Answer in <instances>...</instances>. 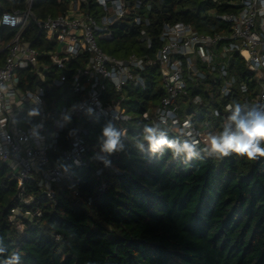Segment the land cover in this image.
Wrapping results in <instances>:
<instances>
[{
  "label": "trees",
  "instance_id": "1",
  "mask_svg": "<svg viewBox=\"0 0 264 264\" xmlns=\"http://www.w3.org/2000/svg\"><path fill=\"white\" fill-rule=\"evenodd\" d=\"M237 1L154 0L150 9L144 1L135 10V0H130L126 17L112 26L113 38L101 39L100 45L117 57L131 53L154 57L165 23L184 22L203 33H226L231 26L215 15L237 11ZM24 2L2 0L0 14ZM88 8L98 12L93 4ZM65 9L58 0H34L33 10L41 18ZM135 15L142 17L141 25L134 22ZM142 29L152 47L143 40ZM14 33L0 27L2 43ZM24 37L38 49H55L56 43L45 42L34 24ZM41 60L48 63L45 56ZM83 61H71L70 73ZM49 68L42 85L52 119L59 118L64 107L69 110L58 150L51 154L64 178L53 185L51 198L35 181L20 186L15 164L0 158V264H264V156L248 159L212 150V139L227 132L223 116L227 101L218 94L210 97L206 81L190 83L189 94L180 99L196 123H209L196 145L169 131L159 132L143 117L165 94L158 66L143 72L145 87H126L124 105L131 118L118 122L73 113L77 96L70 81L63 87L52 85L60 70ZM231 72L255 87L253 73L238 54L231 58ZM20 76L23 90L40 83L31 68L20 71ZM211 89L217 91L215 85ZM196 94L202 103L193 102ZM108 96H114L111 87ZM80 126L87 131L86 166L61 156ZM106 129L117 137L111 151L105 148ZM149 136L168 143L153 150ZM259 147L264 150V140ZM100 167L102 175L97 174ZM30 197L32 202L24 203Z\"/></svg>",
  "mask_w": 264,
  "mask_h": 264
},
{
  "label": "built area",
  "instance_id": "2",
  "mask_svg": "<svg viewBox=\"0 0 264 264\" xmlns=\"http://www.w3.org/2000/svg\"><path fill=\"white\" fill-rule=\"evenodd\" d=\"M151 8L154 0H135L134 9L143 2ZM66 6L65 12L48 14L41 18L33 10L34 0H25L23 6L5 10L0 14V27L15 30L12 38L3 44L0 38V158L16 166L20 186L25 181H35L48 197H53V185L64 178V171L51 154L58 150L67 107L57 119L47 108L46 71L50 66L60 70L52 85L63 87L70 81V89L77 96L73 113L99 115L112 122L128 121L130 113L124 105L126 87H145L143 72L149 66H158L165 94L152 110L143 117L159 132L169 131L182 140L199 145L205 136L208 122L198 124L193 114L183 109L180 99L189 94L192 82L206 81L210 97L226 100L224 126L228 133L236 134V122L231 120L239 109L238 119L249 113L264 116V0H238L237 11L217 13L215 16L231 26L229 32L207 34L192 24L165 23L155 56L131 53L117 57L107 53L100 45L101 39H112V26L126 17L130 0H58ZM2 0H0V5ZM95 5L98 12L88 10ZM5 17L15 23H6ZM140 15L134 16L137 25ZM149 23V20H146ZM38 27L45 42H55V49L41 50L26 40L29 26ZM141 36L148 47L152 40L144 29ZM60 50L58 51V46ZM238 54L245 68L253 73L255 87L231 72V58ZM48 63L42 62V57ZM84 60L71 74L69 63ZM32 69L40 83L23 90L20 87V71ZM215 85L217 91L211 88ZM109 87L114 96L109 97ZM194 103H202L201 95L193 97ZM231 105V110L227 106ZM125 132V130H123ZM80 126L70 140L69 147L61 150V156L78 166L88 164V145ZM100 159L103 156L100 154ZM103 167L97 174L102 175ZM33 198H24L30 204ZM19 212V209H16ZM37 215L41 213L36 212Z\"/></svg>",
  "mask_w": 264,
  "mask_h": 264
},
{
  "label": "clouds",
  "instance_id": "3",
  "mask_svg": "<svg viewBox=\"0 0 264 264\" xmlns=\"http://www.w3.org/2000/svg\"><path fill=\"white\" fill-rule=\"evenodd\" d=\"M5 22L15 23L14 20H10L7 17H5ZM227 110H231V105L227 106ZM238 116L239 109L237 108L233 112L231 120L236 122L238 132L236 134L225 132L222 136L213 138L211 141L212 150L221 155L234 152L238 155L246 156L248 159H253L257 155L264 156V150L259 147V141L264 140V116L253 113H249L248 117L244 119H238ZM105 135L109 138L105 148L109 151L115 149L117 145L116 133L111 131V129H106ZM148 139L152 143L153 150L168 143L163 137L157 140L153 136H149ZM170 146L174 147V145ZM185 149L189 152V155L192 154L191 148L187 145H185Z\"/></svg>",
  "mask_w": 264,
  "mask_h": 264
},
{
  "label": "rangeland",
  "instance_id": "4",
  "mask_svg": "<svg viewBox=\"0 0 264 264\" xmlns=\"http://www.w3.org/2000/svg\"><path fill=\"white\" fill-rule=\"evenodd\" d=\"M60 47H61V46L59 45L58 48H57L58 51L60 50ZM128 113H129V112H128Z\"/></svg>",
  "mask_w": 264,
  "mask_h": 264
}]
</instances>
